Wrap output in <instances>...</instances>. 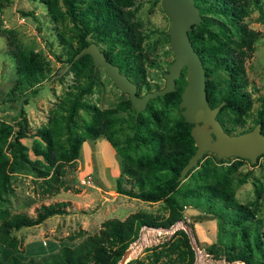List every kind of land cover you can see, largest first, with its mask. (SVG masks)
Wrapping results in <instances>:
<instances>
[{
    "label": "trees",
    "instance_id": "16d2710c",
    "mask_svg": "<svg viewBox=\"0 0 264 264\" xmlns=\"http://www.w3.org/2000/svg\"><path fill=\"white\" fill-rule=\"evenodd\" d=\"M38 1L44 4L51 19L70 22V39L62 33L60 38L64 44L67 71L72 73L73 81L50 109L45 123L30 129L20 104L11 122L0 120V201L12 191L9 172L18 162H24L42 177L49 189L61 183L63 164L77 156L82 141L103 136L119 157L115 191L145 201H161L165 213L135 210L123 218L106 217L96 231L86 234L74 246L62 245L55 252L37 259L21 260L10 254L4 261L0 259V264H116L136 239L141 226L168 227L181 219L185 222L183 200L190 201L195 207L202 205V210L193 216L198 221L216 218L240 224L253 217L254 207L237 202L231 185L237 167L246 158L234 156L217 171L214 164L207 165L209 160L202 156L199 168L192 167L186 173L193 177L195 184L179 189L177 175L195 149L189 133L191 123L183 119L178 107L185 84L184 67L175 78L173 90L150 97L136 114L128 97L103 108L85 100L95 83L93 63L88 53L74 55L91 41L135 83L137 94L161 87H150L145 78L146 63L153 60L142 48L143 35L135 18V0ZM194 4L200 20L191 24L187 33L204 68V88L209 105L222 101L215 117L228 133L250 129L256 123L264 133V96H260L259 107L252 111L244 70V61L251 55L253 43L259 37V30L249 27L244 17L253 6L258 9L257 18L264 22V9L258 5V0H194ZM12 54L16 73L12 89L20 91L12 99L20 102L23 96L37 90L47 66L32 49L15 45ZM80 110L86 116H81ZM225 113H230V118ZM247 118L252 121L250 125H245ZM24 138H30L29 146ZM141 146L143 149H139ZM214 158L220 161V158ZM65 205L64 201L42 204L34 216L10 214L6 208H0V243L16 250L13 229L62 214L66 212ZM174 235L172 240L161 243L162 248L176 253L175 260L169 264H191L192 250L187 233L178 228ZM241 236L244 238L242 243L231 245L228 250L223 247L225 259L264 264V231L262 234L256 231L252 243L247 239V229L242 228ZM214 246L211 242L206 249L216 255ZM124 264L141 263L132 258Z\"/></svg>",
    "mask_w": 264,
    "mask_h": 264
},
{
    "label": "rangeland",
    "instance_id": "374dc122",
    "mask_svg": "<svg viewBox=\"0 0 264 264\" xmlns=\"http://www.w3.org/2000/svg\"><path fill=\"white\" fill-rule=\"evenodd\" d=\"M258 5L264 9V0H258ZM258 14V9L252 6L244 17L249 27L259 30L251 55L244 61L248 82L246 89L252 100V111L259 107L260 96H264V22L257 18ZM135 18L143 35L142 48L147 57L153 60L146 63L145 78L150 87L162 86L163 72L167 70L173 54L168 46L166 33L169 18L161 6V0H135ZM69 27L70 22L66 19H51L44 4L38 0H0V120L11 122L20 104L30 129L45 123L50 109L73 81L72 73L67 71L64 44L60 38L62 33L65 38L70 39L72 31ZM71 39L74 44V38ZM15 45L36 51L47 66L45 77L37 90L23 96L24 99L20 102L12 99L20 94L17 89H12L16 75L12 54ZM221 72L218 71L219 74ZM94 80L92 91L84 97L89 103L100 108L110 107L127 97L105 74L102 65L94 68ZM142 90L143 88L140 91ZM126 111L119 113L125 114ZM79 114L86 116L82 110ZM225 115L230 118V113ZM251 123V119L247 118L245 125ZM23 141L29 146L30 138H24ZM139 149H143L142 146ZM29 156L32 158L30 150ZM202 156L209 160L206 164H214L217 171L234 159V156H229L217 161L210 151L204 152ZM195 168H199L198 163ZM118 172L119 157L103 136L82 141L77 156L64 162L61 183L49 189H46L47 185L42 177L31 171L24 162H18L9 172L12 191L5 200L0 201V208H6L10 214L34 216L42 204L64 201L66 212L50 215L38 224L13 229L11 233L16 237L17 249L12 250L0 243V259L4 261L10 254L21 260L37 259L55 252L62 245L74 246L86 234L96 231L101 220L106 217L123 218L135 210L165 213L161 201H145L117 193L114 184ZM236 172L237 175L231 181L234 198L239 203L254 207L253 217L240 224L222 222L216 218L198 221L193 216L202 210V205L195 207L190 201L183 200L185 222L181 219L174 223L175 230L186 227L189 240L192 239L197 244L206 247L211 242L215 243L216 255L220 256H224L223 247L228 250L229 246L244 241L241 236L242 228L247 229L250 243L256 231L261 234L264 231V155L259 154L253 164L248 159L241 160ZM194 184L195 180L188 174L180 180L179 189ZM147 234L149 235L144 240L138 232L134 240L140 242L138 249L128 259L137 258L141 264H169L175 260V251L161 246L163 241L175 238L174 232L160 233L157 237L154 231L152 234L147 231ZM262 242L264 243V236Z\"/></svg>",
    "mask_w": 264,
    "mask_h": 264
},
{
    "label": "water",
    "instance_id": "95a60500",
    "mask_svg": "<svg viewBox=\"0 0 264 264\" xmlns=\"http://www.w3.org/2000/svg\"><path fill=\"white\" fill-rule=\"evenodd\" d=\"M161 6L169 18L166 33L168 46L173 54L167 70L163 72L164 83L161 87L137 94L135 83L119 70L117 64L108 60L93 41L81 47L74 57L88 53L93 69L102 65L105 74L115 86L127 94L135 114L150 97L173 90L175 78L180 75L181 68H185V84L180 93L178 107L183 119L191 123L189 133L195 149L182 165L177 180H181L206 151L214 153L218 158L237 156L254 163L257 156L264 153V133L260 131L259 123L241 132L228 133L215 117L222 101L214 106H210L207 101L204 68L187 33L190 25L200 20L194 0H161ZM183 230L188 233L186 227ZM128 248L129 246L116 264H124L128 260Z\"/></svg>",
    "mask_w": 264,
    "mask_h": 264
},
{
    "label": "built area",
    "instance_id": "2783aa9c",
    "mask_svg": "<svg viewBox=\"0 0 264 264\" xmlns=\"http://www.w3.org/2000/svg\"><path fill=\"white\" fill-rule=\"evenodd\" d=\"M175 224H171L168 227H146L141 226L139 228V233L142 239H146L147 231H154L155 237L160 233L172 234L175 231ZM162 231V232H161ZM190 248L192 250V262L191 264H245L243 260H227L224 256L215 255L212 252L208 251L205 246L197 244L192 239L189 240Z\"/></svg>",
    "mask_w": 264,
    "mask_h": 264
},
{
    "label": "bare ground",
    "instance_id": "6f19581e",
    "mask_svg": "<svg viewBox=\"0 0 264 264\" xmlns=\"http://www.w3.org/2000/svg\"><path fill=\"white\" fill-rule=\"evenodd\" d=\"M140 242L139 241H134L133 243L130 244L129 248H128V252L127 255L129 256L130 254H133L136 249H138V244Z\"/></svg>",
    "mask_w": 264,
    "mask_h": 264
}]
</instances>
